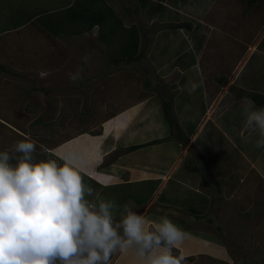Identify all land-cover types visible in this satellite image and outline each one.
<instances>
[{
	"label": "rangeland",
	"instance_id": "obj_1",
	"mask_svg": "<svg viewBox=\"0 0 264 264\" xmlns=\"http://www.w3.org/2000/svg\"><path fill=\"white\" fill-rule=\"evenodd\" d=\"M85 1L0 0V65L7 69L0 71V152L11 153L29 137L36 143L34 162L74 158L94 190L86 199L98 203V193L119 206L114 225L125 204L149 226L164 215L178 225L186 235L172 254H182V264H264V149L256 147L258 130L246 126L239 96L264 95V9L241 0H149L167 7L148 10L147 17L139 0H102L98 10L107 7L126 29L145 30L137 44L143 59L118 66L107 56L119 54L127 32L102 44L95 26L54 45L22 26L35 15L59 12L48 26L70 14L57 29L68 24L66 30L78 32L83 18L74 10ZM172 4L180 5L176 15L168 10ZM185 20L190 31L172 30ZM109 23L115 27V20ZM78 68L82 79L72 83L68 73ZM163 96L173 101L182 137L170 135L161 119ZM118 112L120 129L109 123ZM164 138L114 160L119 150ZM40 145L49 152L41 153ZM118 233L123 236L122 227ZM109 264L141 262L130 249L113 253Z\"/></svg>",
	"mask_w": 264,
	"mask_h": 264
},
{
	"label": "clouds",
	"instance_id": "obj_2",
	"mask_svg": "<svg viewBox=\"0 0 264 264\" xmlns=\"http://www.w3.org/2000/svg\"><path fill=\"white\" fill-rule=\"evenodd\" d=\"M140 48L137 45L134 57L140 52L143 56ZM126 59L121 62L138 63ZM81 71L68 73L69 81L82 79ZM243 115L246 126L259 132L256 147L264 148V108L245 97ZM40 151L49 152L45 145ZM34 153L36 143L29 137L17 141L11 153L0 152V264H109L113 253L130 249L141 264L185 260L172 249L186 233L166 215L149 226L125 204L120 223L114 225L113 210L119 206L99 199L98 193V203L86 199L94 190L84 183L74 158L34 162ZM13 159L15 164L10 163ZM121 227L123 236L118 233Z\"/></svg>",
	"mask_w": 264,
	"mask_h": 264
},
{
	"label": "trees",
	"instance_id": "obj_3",
	"mask_svg": "<svg viewBox=\"0 0 264 264\" xmlns=\"http://www.w3.org/2000/svg\"><path fill=\"white\" fill-rule=\"evenodd\" d=\"M242 3H244L248 8H263L264 9V0H241ZM102 2V0H86L83 3H87V6H83V4H81V8L78 10H74L76 11V13L79 15V17L83 18L82 21L83 23L78 24V32L74 30V32L68 31L65 29L67 25H59L58 28L60 30V32L57 29L56 24L58 23V20H60V22H63L62 19L67 20L68 18H70V14L69 16H64V15H60L57 17V21L52 22L50 24V26H48V20H49V16H54L56 14H58L59 12L53 13V14H46V13H42V14H38L35 15L33 17H31L30 19H28V21H26L25 23L22 24V26H25L29 29H31V31L34 30V32H37L38 34L43 35L45 38L52 40V43L54 45H58L59 44V40L63 39V37H70L72 35H81L83 32L87 33L89 31H92V29H94L95 26H100V28L102 30H100V35L97 36V39L100 42H107V40L110 39V37H112V33H117L118 32H127L128 33V37L125 40H121L120 41V45H119V54L116 55L117 53H115L116 56H112L110 55L111 58H109V55L107 56V58L109 60L113 59V64H115V66H118V63L121 62L123 60V57H127L126 60H136L137 62L141 61L143 56L142 53L140 52V54H138V56H135V51L137 50V44H138V37L141 39L140 37V33L141 35L145 36V30H143L141 27L137 28L136 24H132L129 29H126V27L124 28V24H123V20H120L115 13L110 12V10L106 7L105 9H97V6L99 5V3ZM80 5V4H79ZM93 6H95L96 8H92ZM71 8L66 9L65 11H68V13L71 10ZM127 13H129V10H126ZM64 12V11H61ZM91 13V14H90ZM147 17H150L149 15ZM111 18V19H110ZM47 19V21H45ZM64 20V21H65ZM113 20H115V27L110 25L109 22H113ZM108 21V22H107ZM47 22V23H46ZM176 26H172V30H179V29H185L187 31H190L191 26L189 22H181V23H177L174 24ZM51 27V28H49ZM174 27V28H173ZM49 29L52 31L50 33ZM126 30V31H124ZM107 39V40H106ZM62 50V47H60ZM142 51H144V47L142 46ZM61 53V52H60ZM63 56H65L66 54L63 53ZM66 57V56H65ZM129 62V61H127ZM120 65V64H119ZM113 66V65H112ZM0 71H4L6 72L7 69L0 65ZM145 85H149L148 83ZM240 98H244L247 97L249 100H251L252 102H254L255 106L258 108H264V95L259 93V92H246L243 93V95H239ZM167 97V96H166ZM170 99V97H169ZM161 112H162V119L165 122V124L169 127L170 130V135L175 132L177 137H182L183 134L180 130V128L177 125V121L175 119L174 116V111H173V101L172 99L167 100L164 96L161 97ZM164 139H158V140H153L147 144L144 145H136V146H131L128 148H125L123 150H119L120 152H118L115 157L114 160L117 159L119 156H123L125 154H127L128 152H133L136 151L138 149H141L143 147L146 146H150V145H155V144H159L164 142ZM264 149V148H263ZM118 156V157H117ZM113 161V160H112ZM110 164V163H109ZM89 176L92 177L93 179H95L96 181L100 182V183H106L107 180H104V176L102 175H96L95 173H91V170H89ZM216 186H219V183H216ZM193 210V209H192ZM197 219H199L197 217ZM182 222V221H181Z\"/></svg>",
	"mask_w": 264,
	"mask_h": 264
},
{
	"label": "crops",
	"instance_id": "obj_4",
	"mask_svg": "<svg viewBox=\"0 0 264 264\" xmlns=\"http://www.w3.org/2000/svg\"><path fill=\"white\" fill-rule=\"evenodd\" d=\"M140 1V3H143V5H146L147 4V6L144 8V10H143V12L146 14V15H149L150 16V13L149 12H153V10H155V8H156V10H158V11H161V10H163L164 8H166L167 7V5L166 4H163V7L161 6V5H156V6H154L153 5V2L151 1V2H149V0H139ZM176 2H178V1H176ZM175 4V3H174ZM174 4H172V8H168V10L169 11H171V12H174V14L173 15H176V11H177V7L178 6H180V5H175L174 6ZM148 5H150V6H148ZM148 10H149V12H148ZM147 11V12H146ZM167 11V10H166ZM181 11H184V9H181ZM165 12V11H164ZM188 14L189 13H187L186 12V16H188ZM151 15H152V13H151ZM178 16H180L179 14H178ZM188 17H191L190 15L188 16ZM179 21H180V19H178ZM184 21V20H183ZM186 21V20H185ZM135 25V24H134ZM196 27V26H195ZM196 29H197V27L195 28V31L194 32H192L191 34H196L195 32H196ZM202 30H204L203 29V27H201V32H202ZM179 32H183V29H179L178 30ZM90 32V31H89ZM89 32H87L88 34H89ZM188 32V31H187ZM186 32V33H187ZM87 33H85V34H87ZM184 33V32H183ZM84 34V33H83ZM204 35V34H203ZM75 36H77V35H72V36H70V37H67V38H73V37H75ZM205 36V35H204ZM88 37H92V36H89L88 35ZM107 40V39H106ZM104 42H102V44H103ZM105 45H106V43H105ZM104 49L103 50H105L106 49V47H104V46H102ZM165 48H167V46L165 47ZM184 52V51H183ZM182 53V52H181ZM185 53V52H184ZM186 54V53H185ZM182 55H183V53H182ZM108 61L110 62L111 60H109L108 59ZM83 62V61H82ZM120 112H118L116 115H114V116H110V118H111V121L109 122L110 124L111 123H116V127H119V129L121 128V125L124 123V120L122 119V120H120V121H118L116 118L117 117H119L121 114H119ZM161 115H162V112H161ZM161 119H162V116H161ZM110 120V119H109ZM126 120V119H125ZM164 122V121H163ZM119 123H120V126H119ZM103 125H105L106 126V124H103ZM202 125L200 124V125H198L196 128H197V131L199 132V130L201 131L202 130ZM108 128H109V126H108ZM201 128V129H200Z\"/></svg>",
	"mask_w": 264,
	"mask_h": 264
}]
</instances>
